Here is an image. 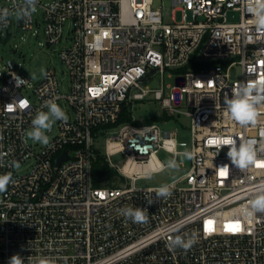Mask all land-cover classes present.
<instances>
[{
	"label": "built area",
	"instance_id": "1",
	"mask_svg": "<svg viewBox=\"0 0 264 264\" xmlns=\"http://www.w3.org/2000/svg\"><path fill=\"white\" fill-rule=\"evenodd\" d=\"M21 2L0 0V9L13 12L0 39L12 27L30 32L42 22L46 44L69 41L59 53L67 81L49 68L32 85L21 63L0 56V174L11 172L15 181L0 193V264L17 254L23 264H264V213L251 220L243 215L264 186V104L257 106L256 124L245 127L224 104L240 82L264 79V32L256 30L247 0L167 1L182 13L180 23L169 24L154 0H39L28 22L15 18ZM229 11L240 13L239 22L228 21ZM191 60L203 66L183 71ZM235 68L240 72L233 74ZM167 71L177 73L168 93L163 83L143 85ZM13 73L26 82L18 84ZM48 100L68 120L56 122L43 146L26 132ZM144 100L166 113L185 109L191 121L190 167L168 183L174 187L167 199H157L159 186L137 182L166 169L160 151L177 160L185 152L177 130L157 122L113 126L124 105L134 110ZM102 136L120 178L96 187L92 166ZM228 137L237 145L255 141L256 163L233 165L228 147L215 146ZM64 153L67 159L57 164ZM118 153L126 157L121 168L111 162ZM127 163L150 169L126 172ZM127 206L147 208L148 220L125 218L120 209ZM184 234L196 236L190 250L169 246Z\"/></svg>",
	"mask_w": 264,
	"mask_h": 264
},
{
	"label": "clouds",
	"instance_id": "2",
	"mask_svg": "<svg viewBox=\"0 0 264 264\" xmlns=\"http://www.w3.org/2000/svg\"><path fill=\"white\" fill-rule=\"evenodd\" d=\"M39 0H22L21 4L15 9V18L17 21L23 20L28 22L33 14L38 11ZM247 11L253 19V23L258 32H264V0H247ZM13 12L8 8L0 9V26L6 27L9 23V17ZM43 71V70H42ZM255 71V69H253ZM46 74V73H45ZM14 79H17L18 84L26 81L20 80L13 73ZM24 107H30L29 101L22 102ZM224 104L230 118L237 122L241 127L255 125L257 122L258 110L257 106L264 104V79L256 82H240L234 89L231 97L224 99ZM47 111L40 110L36 113L31 121V128L26 132V137L35 143L47 146L50 142V137L47 135L57 121L67 122L68 115L65 110L55 102L48 100L44 104ZM255 141H240L237 145V140L233 137L221 138L216 143L218 151L227 146V156L231 163L240 169H246L250 165L256 163V151L254 149ZM217 151V153H218ZM216 153V154H217ZM187 159L192 158V153L185 151L181 154ZM12 166L16 169L20 168L18 161H12ZM162 168L178 170L180 163L173 158L167 161ZM226 172L228 166L222 167ZM15 183L11 172L0 174V193L7 191L9 184ZM174 186L163 184L156 189L157 199H167L172 196V188ZM151 204L153 201H149ZM121 215L131 220L133 223H144L148 220L147 208L127 206L120 209ZM257 213H264V186L258 189V194L251 199L243 209V215L251 220ZM179 231V229H177ZM197 243L196 236L193 235H175L169 240V246L173 249L182 248L185 251L190 250ZM8 264H23V258L20 255H13L8 260ZM40 264H48L47 261H40Z\"/></svg>",
	"mask_w": 264,
	"mask_h": 264
},
{
	"label": "rangeland",
	"instance_id": "3",
	"mask_svg": "<svg viewBox=\"0 0 264 264\" xmlns=\"http://www.w3.org/2000/svg\"><path fill=\"white\" fill-rule=\"evenodd\" d=\"M167 1L171 0H154L153 8L162 10L164 23H180L182 21V13L180 11H173L172 6H166L165 3ZM191 19V16H189V20ZM239 20V12L229 11V22H239ZM34 31H37V34L33 35ZM8 36L9 38H7L6 35L0 39V56L4 61L11 60L15 65L21 63L23 65L21 72L25 78L32 80V85H35L49 68L57 72L61 82L67 81L66 70L60 60L59 53L69 44V41L65 40L55 45L46 44L44 24L42 22L36 25L34 30L30 32H24L17 27H12ZM237 71L239 73L240 69L235 68L233 74H236ZM169 74H172V76H169ZM176 74L175 71H167L163 75L156 74L152 82L143 83V85L150 84L151 86H160L162 83L164 87L168 84L174 85ZM165 90L167 93L170 91L167 87ZM27 94L29 95L30 91H28ZM133 111L134 118L139 121L151 117H160L164 113L161 104L153 100L135 102ZM184 111L185 109H181L179 113L175 110L166 113L168 117L172 119L157 121V123L165 128L177 130L178 142L183 144L180 145L179 149L182 151H189L192 146V133L190 130L191 121L185 116ZM55 130L56 123L53 125L51 130L52 133L48 132L47 135L51 138ZM105 138L106 136H102L97 140V149H99L103 155H105ZM158 158L166 165L168 160L175 157L162 150L158 153ZM125 159L126 157L123 153H118L111 157V162L115 166L121 168L124 165ZM177 161L180 163L178 170L166 168L161 172L154 173L149 178L140 179L137 182L138 187H157L177 179L189 169L190 160L180 155ZM182 165H184V167H182Z\"/></svg>",
	"mask_w": 264,
	"mask_h": 264
},
{
	"label": "trees",
	"instance_id": "4",
	"mask_svg": "<svg viewBox=\"0 0 264 264\" xmlns=\"http://www.w3.org/2000/svg\"><path fill=\"white\" fill-rule=\"evenodd\" d=\"M202 66L203 64L195 63L193 60H191L190 64L183 71H186L189 68L198 69L201 68ZM171 119L172 118L168 117L166 112H164L160 117H151L149 119L139 121L134 118V111L132 110L131 106L124 105L118 122L113 126H118L124 123H132L134 125L152 124L157 121L171 120ZM113 126H109V127H113ZM92 177H93L94 185L96 187L113 186L114 183L120 178L117 169H115L109 164L105 155H103L99 149H96V158L92 166Z\"/></svg>",
	"mask_w": 264,
	"mask_h": 264
},
{
	"label": "bare ground",
	"instance_id": "5",
	"mask_svg": "<svg viewBox=\"0 0 264 264\" xmlns=\"http://www.w3.org/2000/svg\"><path fill=\"white\" fill-rule=\"evenodd\" d=\"M154 165V163L152 164ZM150 169V166H134L132 167L131 163H127L125 166V171H131V172H148Z\"/></svg>",
	"mask_w": 264,
	"mask_h": 264
},
{
	"label": "water",
	"instance_id": "6",
	"mask_svg": "<svg viewBox=\"0 0 264 264\" xmlns=\"http://www.w3.org/2000/svg\"><path fill=\"white\" fill-rule=\"evenodd\" d=\"M67 159V154L64 153L60 158L57 159V164H60L62 160H66Z\"/></svg>",
	"mask_w": 264,
	"mask_h": 264
},
{
	"label": "snow or ice",
	"instance_id": "7",
	"mask_svg": "<svg viewBox=\"0 0 264 264\" xmlns=\"http://www.w3.org/2000/svg\"><path fill=\"white\" fill-rule=\"evenodd\" d=\"M221 175H223V172L221 173Z\"/></svg>",
	"mask_w": 264,
	"mask_h": 264
}]
</instances>
